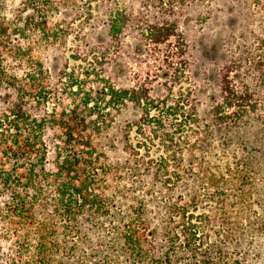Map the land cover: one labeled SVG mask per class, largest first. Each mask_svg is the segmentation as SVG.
<instances>
[{
    "label": "trees",
    "instance_id": "obj_1",
    "mask_svg": "<svg viewBox=\"0 0 264 264\" xmlns=\"http://www.w3.org/2000/svg\"><path fill=\"white\" fill-rule=\"evenodd\" d=\"M238 1L264 11V0ZM202 2L171 0L170 10L162 7V11L180 18L189 10L200 13L205 4ZM70 3L71 0H21L18 8L9 12L0 1V264L264 261V115L258 110L253 113L262 128L254 131L248 122L243 123L245 129L238 135L248 145L243 146L241 163L251 176L243 174V170L233 177L232 204L228 203L229 194L218 189L223 179L219 182L213 174L207 178L216 188L211 199L220 202L223 212L210 232L205 230L209 217L198 211L196 189L182 205L164 204V214L151 210L158 219L155 225L147 219L151 211L146 200L136 199L130 209L134 216L128 215L129 220L120 216L114 208L115 198L103 188L113 168L108 160L107 164L103 162V147L94 142L101 128L95 111L89 110L91 94L79 100L78 95L83 94L76 93L73 103L60 110H45L43 106L50 95L58 99L61 92V98H67V92L60 91L61 80L55 82L44 70L47 54L39 60L37 53L42 46L53 50L57 45L53 23L57 11L52 14L53 5L55 10L67 9ZM240 34L241 39L246 38L245 32ZM255 40L260 43L258 49L264 50V39L258 35ZM35 57L39 59L35 61ZM248 61L242 55L236 69L245 78L249 74L261 88L264 54ZM231 68L226 67L222 78L226 84L222 105L228 106H232L235 96L229 88ZM258 92L263 94L259 89L244 96L251 99ZM240 98L244 100L243 95ZM222 111L214 110L216 124H227L234 118L220 114ZM246 112L235 114L236 119L230 123L235 127L242 124L240 120ZM223 185L227 186L228 181L224 180ZM250 191L253 199L246 202L244 196Z\"/></svg>",
    "mask_w": 264,
    "mask_h": 264
},
{
    "label": "rangeland",
    "instance_id": "obj_2",
    "mask_svg": "<svg viewBox=\"0 0 264 264\" xmlns=\"http://www.w3.org/2000/svg\"><path fill=\"white\" fill-rule=\"evenodd\" d=\"M0 1L9 12L21 3ZM202 1L200 13L189 10L180 18L162 11L170 10L171 0H71L67 9L57 10L55 4L57 45L53 50L42 46L40 59H34L44 60L47 54L44 70L55 82L61 80L60 91L67 92L65 100L61 92L58 99L50 95L45 110L72 104L76 93L83 94L79 100L91 94L89 110L101 128L94 142L103 147V162L113 168L103 188L125 220L134 216L130 209L136 199L146 200L148 211L164 214V204L182 205L196 189L198 211L209 217L205 230L210 232L223 212L220 202L211 199L216 188L207 178L223 179L218 189L229 194L231 203L233 177L243 170L250 174L241 163L246 139L238 135L243 123L254 131L262 128L253 111L264 115V86L257 88L261 85L249 74L239 75L236 64L242 55L251 63L264 54L255 40L258 35L264 39V11L238 0ZM241 32L246 38H240ZM226 67H232V106L222 105ZM259 89L263 94L244 96ZM214 110L232 120L241 110L247 112L235 127L230 119L228 125L216 124ZM253 196L250 191L244 199L250 202ZM147 219L157 224L153 211Z\"/></svg>",
    "mask_w": 264,
    "mask_h": 264
}]
</instances>
